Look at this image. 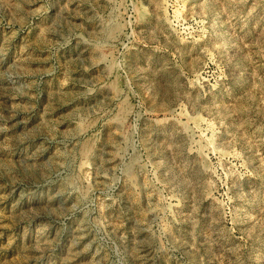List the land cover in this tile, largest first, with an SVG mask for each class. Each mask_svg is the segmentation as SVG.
I'll use <instances>...</instances> for the list:
<instances>
[{"label":"rangeland","instance_id":"obj_1","mask_svg":"<svg viewBox=\"0 0 264 264\" xmlns=\"http://www.w3.org/2000/svg\"><path fill=\"white\" fill-rule=\"evenodd\" d=\"M0 264H264V0H0Z\"/></svg>","mask_w":264,"mask_h":264}]
</instances>
